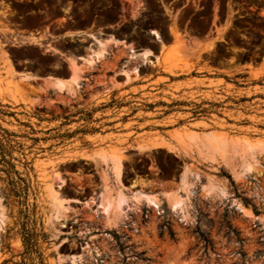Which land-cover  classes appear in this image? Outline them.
I'll use <instances>...</instances> for the list:
<instances>
[{
	"label": "rangeland",
	"instance_id": "obj_1",
	"mask_svg": "<svg viewBox=\"0 0 264 264\" xmlns=\"http://www.w3.org/2000/svg\"><path fill=\"white\" fill-rule=\"evenodd\" d=\"M137 2L0 0V264H264V0ZM66 27L113 38L77 90ZM105 180L132 207L98 210Z\"/></svg>",
	"mask_w": 264,
	"mask_h": 264
},
{
	"label": "bare ground",
	"instance_id": "obj_2",
	"mask_svg": "<svg viewBox=\"0 0 264 264\" xmlns=\"http://www.w3.org/2000/svg\"><path fill=\"white\" fill-rule=\"evenodd\" d=\"M152 33L155 36H157L158 40H160V35L158 34V32L156 30H152ZM84 36H87L90 39H92L91 44L87 47L88 48L87 54H85L84 56H81V57H78V56L77 57H71L69 59L70 75L68 78H59V77L52 78L53 84L61 90H77V89H79L81 86L80 83L83 80V75L85 74V72L87 70L91 69L92 67H94L95 65H97L99 62H101L106 57L107 54H109V47H110L111 43H113V38H111L112 36L101 37L100 35H97L95 32L89 33V34L84 35ZM14 38H15V40L21 41L23 43L28 42V41L39 40L36 36H21L20 35V36L14 37ZM127 47H129L131 52H135L134 47H132L131 45H128ZM142 54L146 59H148V61H152V58H151L152 52L150 50L144 49ZM155 61H157V60H155ZM127 73H128V71H127ZM24 76L29 77L28 74H25ZM122 166H123L122 161L120 159H118L116 164H115V173H116L117 178L121 177ZM107 181L108 180H105V182L103 183L101 191H99L93 197L94 204L96 205L98 210L103 211V213H106L107 215L110 213V211L113 208H115V211H116L115 213L117 215H119L120 211L121 212L125 211V206H127V205L131 206L132 203L129 204L130 199L126 196H122L119 199L118 203H115V199L112 195L110 185L107 183ZM145 197L149 202H152V204L157 203V198H158L157 196L150 194V195H146ZM132 201L135 205H138L141 202V196H135L132 199ZM179 203H180V198H176L175 199V205H177ZM2 219L3 218H0V221Z\"/></svg>",
	"mask_w": 264,
	"mask_h": 264
},
{
	"label": "crops",
	"instance_id": "obj_3",
	"mask_svg": "<svg viewBox=\"0 0 264 264\" xmlns=\"http://www.w3.org/2000/svg\"><path fill=\"white\" fill-rule=\"evenodd\" d=\"M26 1H36V0H26ZM136 1V0H135ZM137 3L135 4V9L137 10V12L142 11L143 6L140 5L142 3V0H137ZM67 10V9H66ZM64 10V13H67L69 11ZM39 11V10H38ZM44 11V10H42ZM64 24V25H68L69 21L66 20L64 21L63 17H53L50 21V24L52 27H56L59 24ZM67 32H65L63 34L64 37H76V39H79L80 36L83 35H87L89 33H93L90 32V27H87L86 29H81V28H76V27H66ZM94 32H99V31H94ZM19 35L21 36H36L39 40H41L44 36L45 39L44 41H55L54 39H51L48 35V33L46 32V30L44 28L42 29H27V28H22L20 29V32H18ZM35 34V35H33ZM44 35V36H43ZM57 54V53H56ZM31 74H34L38 77H41L42 79L47 78L49 76H55V75H51L49 73H41L39 71H27ZM197 131V130H195ZM198 132V131H197ZM198 137V138H197ZM195 140L190 141V140H186L185 142L182 143H178V149H183V146H187L189 148V150L193 153L194 157L201 158V159H205L207 157H209L210 155H212L213 153H215V145L208 142L203 136L198 135ZM147 183V181H146Z\"/></svg>",
	"mask_w": 264,
	"mask_h": 264
},
{
	"label": "flooded vegetation",
	"instance_id": "obj_4",
	"mask_svg": "<svg viewBox=\"0 0 264 264\" xmlns=\"http://www.w3.org/2000/svg\"><path fill=\"white\" fill-rule=\"evenodd\" d=\"M18 1H22V0H18Z\"/></svg>",
	"mask_w": 264,
	"mask_h": 264
}]
</instances>
